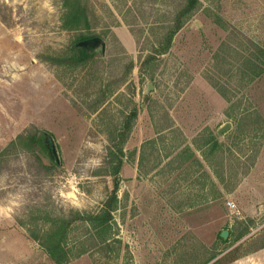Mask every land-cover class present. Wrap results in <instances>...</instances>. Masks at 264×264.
I'll return each instance as SVG.
<instances>
[{"label":"rangeland","instance_id":"rangeland-1","mask_svg":"<svg viewBox=\"0 0 264 264\" xmlns=\"http://www.w3.org/2000/svg\"><path fill=\"white\" fill-rule=\"evenodd\" d=\"M89 1L90 31L63 28L62 0H0V264H53L28 230L101 209L114 183L98 170L134 110L114 250L105 255L77 222L71 264H196L264 247V75L239 76L243 57L264 46V0H200L169 51L147 65L185 0ZM81 35L102 38L104 52L56 63L74 55ZM227 123L206 161L195 143ZM20 134L51 136L56 158L10 146ZM187 147L202 167L179 165Z\"/></svg>","mask_w":264,"mask_h":264},{"label":"trees","instance_id":"trees-1","mask_svg":"<svg viewBox=\"0 0 264 264\" xmlns=\"http://www.w3.org/2000/svg\"><path fill=\"white\" fill-rule=\"evenodd\" d=\"M201 4L200 0H185L182 7L178 10L173 20L172 26L167 29V32L162 37L161 41L153 50V54L149 55L144 64L147 65L154 60V56L163 55L169 51L172 45L174 36L184 28L190 18L198 10ZM62 26L66 30H92L95 19V12L90 5L89 0H62ZM220 20V19H219ZM94 36L81 35L77 43L73 46L74 55L72 57L56 60L58 64L78 65L91 60L94 54L90 53L87 48L78 47L80 41L93 38ZM155 54V55H154ZM143 64V65H144ZM264 75V46L258 47L254 52L244 56L239 64V76L241 80L252 82ZM216 90L227 100L230 99L227 90L223 87L214 84ZM138 115L137 110L132 111L124 122L123 132H121V146L116 151H111L105 161L104 167L98 170L100 175H109L113 178V189L108 194L107 199L103 203L101 209L97 212L82 213L78 211H70L68 216L63 217H48L46 219V227L42 230H28L29 237L38 242L44 249L49 260L53 264H71L72 251L69 248L68 241L70 232L75 223L81 222L89 225L91 238L95 239V247H99L105 255L114 250L112 248V228L114 224V213L119 205V187L120 173L123 166V147L129 132L132 129V121ZM260 116V115H259ZM45 138L41 134L27 136L20 134L10 144L16 147L18 144L25 150L38 153H48L45 145ZM196 147L202 151L205 160H209L217 150L221 147L219 137L216 132L209 131L205 136L204 142L200 145L195 143ZM209 149V155L205 154V148ZM50 153V152H49ZM51 155V153H50ZM52 156V155H51ZM178 163L180 166L192 161L202 167V161L198 155L190 148L183 149L178 155ZM234 188H232L233 190ZM248 225L241 233L238 234L237 240H240L249 232ZM221 241L227 243L230 238ZM87 249H82L80 255L85 254ZM212 255V254H211ZM204 261H198L196 264H231L236 259L232 256L225 261H222L223 256L213 254Z\"/></svg>","mask_w":264,"mask_h":264},{"label":"water","instance_id":"water-1","mask_svg":"<svg viewBox=\"0 0 264 264\" xmlns=\"http://www.w3.org/2000/svg\"><path fill=\"white\" fill-rule=\"evenodd\" d=\"M78 47H83V48H92L95 51H99L102 50L104 52L105 50V42L102 38L100 37H93L90 39H86L83 41H80L78 43ZM153 88L152 83L149 85L148 89H147V93H149ZM231 127L230 123L225 124L223 127H221L218 131H217V135L220 136L223 133H225L226 131H228ZM45 142L48 144L49 147V152L51 153L53 158H56L57 153H56V147L54 144V140L51 136L45 134ZM221 236L223 237V239H228V231H224Z\"/></svg>","mask_w":264,"mask_h":264},{"label":"crops","instance_id":"crops-1","mask_svg":"<svg viewBox=\"0 0 264 264\" xmlns=\"http://www.w3.org/2000/svg\"><path fill=\"white\" fill-rule=\"evenodd\" d=\"M262 185H264V183L260 182L259 186L264 187ZM231 264H264V247L253 250L247 256H244L242 258H238L234 262H232Z\"/></svg>","mask_w":264,"mask_h":264},{"label":"flooded vegetation","instance_id":"flooded-vegetation-1","mask_svg":"<svg viewBox=\"0 0 264 264\" xmlns=\"http://www.w3.org/2000/svg\"><path fill=\"white\" fill-rule=\"evenodd\" d=\"M87 49L91 50L92 52L95 51V50H93L92 48H87ZM44 143H45V145H46L47 152H48V154H49V147H48V144H47L46 142H44Z\"/></svg>","mask_w":264,"mask_h":264},{"label":"built area","instance_id":"built-area-1","mask_svg":"<svg viewBox=\"0 0 264 264\" xmlns=\"http://www.w3.org/2000/svg\"><path fill=\"white\" fill-rule=\"evenodd\" d=\"M228 205H229L230 207H232V206H233V204H231L230 202L228 203Z\"/></svg>","mask_w":264,"mask_h":264}]
</instances>
